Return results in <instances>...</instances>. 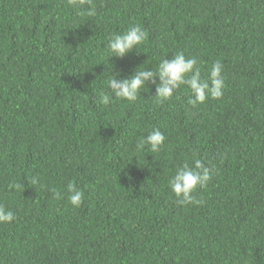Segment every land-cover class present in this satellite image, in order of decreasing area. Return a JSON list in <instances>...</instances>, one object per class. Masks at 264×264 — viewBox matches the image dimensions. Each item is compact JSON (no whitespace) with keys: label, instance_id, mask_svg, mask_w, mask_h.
Wrapping results in <instances>:
<instances>
[{"label":"trees","instance_id":"trees-1","mask_svg":"<svg viewBox=\"0 0 264 264\" xmlns=\"http://www.w3.org/2000/svg\"><path fill=\"white\" fill-rule=\"evenodd\" d=\"M92 2L0 0V264H264V0ZM136 24L146 41L109 58L106 38ZM177 52L202 78L220 61L223 96L193 106L182 85L159 104L148 85L97 103L112 71ZM157 128L160 151H138ZM193 159L214 172L180 204L168 179Z\"/></svg>","mask_w":264,"mask_h":264},{"label":"clouds","instance_id":"clouds-1","mask_svg":"<svg viewBox=\"0 0 264 264\" xmlns=\"http://www.w3.org/2000/svg\"><path fill=\"white\" fill-rule=\"evenodd\" d=\"M67 4L78 9L79 16H94L96 9L92 0H67ZM88 5L86 11L81 9ZM147 32L139 24L131 26L120 33H113L106 38V53L110 57L123 58L134 49L141 46L147 39ZM197 59L186 57L183 52H177L171 58L160 59L155 67L138 66L133 73L122 76L119 72H113L104 81L107 91L99 94L97 103L108 105L112 100H127L135 102L138 99L142 88L148 89V85L155 86L156 103L162 104L172 98L176 89L182 85L187 86L191 92L188 103L195 106L202 104L207 99H219L223 96L225 85L223 65L220 61H215L206 78H202L200 69L196 66ZM165 135L158 128L142 136L136 143L137 150H143L146 146L152 153L160 151L165 142ZM214 168L206 165L200 159H193L192 163L184 162L176 167L175 173L168 179V186L175 194L177 202L180 204H199L193 193L197 187H204L211 180ZM28 183L37 185L40 183L38 176L29 177ZM13 189H19L20 184L13 182L10 185ZM56 199H61L63 191L56 188L51 189ZM68 200L73 207H80L84 201V192L73 182L65 186ZM14 212L0 204V223L12 222Z\"/></svg>","mask_w":264,"mask_h":264}]
</instances>
